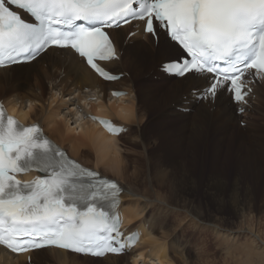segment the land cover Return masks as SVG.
<instances>
[{"label": "bare ground", "instance_id": "1", "mask_svg": "<svg viewBox=\"0 0 264 264\" xmlns=\"http://www.w3.org/2000/svg\"><path fill=\"white\" fill-rule=\"evenodd\" d=\"M138 28L137 22H132L110 31L119 52V60L110 68L113 71L116 67V73L126 72L116 82L103 81L60 52L0 69V99L9 114L26 125L39 123L72 158L101 176L117 180L125 189L120 209L126 233H140L138 244L124 255L91 258L51 248L32 252V263L192 264V246L197 245L194 253L201 264H214V245L216 252L225 250L233 264H264V238L252 229L254 219L248 218L252 226L245 229L243 218L246 222L250 205L245 199L241 203L239 197L241 190L254 186L244 184L238 174L231 184L215 173L208 181H201L191 167L198 151L207 145L216 149L230 145L247 165L244 173L264 176V83L253 87L243 114L227 97L215 105L196 102L190 95L196 81L163 73L151 84L137 86L143 76L148 77L149 68L179 54L163 32L157 43ZM129 32L137 34L129 38ZM22 67L27 69L24 78L17 74ZM112 91L124 94L112 96ZM186 109L190 114L184 113ZM90 115L110 118L128 131L111 136ZM242 120L247 121L246 131L237 124ZM150 128L157 130L148 135ZM210 135L214 140L208 144ZM125 137L130 139L128 143ZM204 188L213 191L216 204H225L224 193L232 189L229 203L235 220L222 216L225 205H208ZM157 200L167 203L162 205ZM209 230L214 243L207 239ZM243 234L247 238L240 242ZM46 251L50 256L46 257ZM0 263L28 264L27 255L5 257L0 250Z\"/></svg>", "mask_w": 264, "mask_h": 264}, {"label": "snow or ice", "instance_id": "2", "mask_svg": "<svg viewBox=\"0 0 264 264\" xmlns=\"http://www.w3.org/2000/svg\"><path fill=\"white\" fill-rule=\"evenodd\" d=\"M132 22L157 43L163 32L178 48L160 70L196 81L190 95L198 103L227 97L243 114L253 87L264 83V0H0V69L60 52L103 81H119L123 73L110 68L119 60L110 30ZM99 122L113 134L128 131ZM32 171L42 175L18 178ZM124 191L117 180L72 159L40 125L21 124L0 104L5 257L53 247L92 257L131 251L138 236L121 231Z\"/></svg>", "mask_w": 264, "mask_h": 264}, {"label": "rangeland", "instance_id": "3", "mask_svg": "<svg viewBox=\"0 0 264 264\" xmlns=\"http://www.w3.org/2000/svg\"><path fill=\"white\" fill-rule=\"evenodd\" d=\"M129 33H131V32H129ZM128 37L131 38L133 36L128 35ZM144 44H147V42L144 41ZM125 50L127 51L128 49L125 48L124 51ZM176 56H173V58H175ZM162 61L155 64L152 68H149L150 72H149V74H147L148 77L143 76V79L139 80V82L137 83V86H139V84L149 85L154 80L161 78L163 72L160 70V64ZM119 63L122 64L123 63L122 60L119 61ZM115 68L116 67L112 68L113 71L118 72V69H115ZM26 70H27L26 68H23L21 70H17V74L24 78L26 76ZM123 73L126 74V72H124V71H123ZM168 79L170 81L172 80V78H170V77H168ZM180 111H182V110H180ZM184 113L190 114L188 109H186V111H184ZM210 121H211V119H209V122ZM237 124L239 126H241L244 129V131L247 130L246 129L247 121L242 120V121L238 122ZM156 130L157 129L152 130V128H150L148 131V135L153 134L154 132H156ZM125 133H127V132H125ZM124 140L127 141V143H128L130 139H127V137H125ZM206 140H207V143L209 141H210V143H212L211 140H214V136H212V135L207 136ZM210 143H208V144H210ZM207 146L208 147L204 148V150H202L201 152L198 151L196 159H195L196 161L192 162L191 167L193 169V173L196 176H198L201 181H205V180L208 181L209 175L212 173L213 174L214 173L220 174L223 178L227 179L230 182V184H231V182H233L234 176L236 174H238V175H240V178L242 179V181H245L244 184H248V183L252 184L254 187L249 188V190L243 189L239 192L240 202L244 203V199H245L248 202V206L250 205L249 207H251V208L248 207L249 209L248 208L246 209V212H245V215L247 216L246 222L244 221L245 217L243 218L244 227L246 229V227L252 226V223H253L252 229L254 227L255 231L259 232L261 234V236H263V238H264V176H260V178H258L254 175H249V174L244 173L243 171H245V172L248 171V169L246 168L247 165H245L244 162H242V159L240 158V152H238L237 150H234L235 148L233 146L229 145L230 148H228L226 146H224V147L222 146V147H219L217 149L210 146V145H207ZM124 148H126V147H124ZM205 149H207L206 152H205ZM198 157L201 159H199ZM202 189L203 188H200L199 194H202ZM205 191H206L207 199L209 201L208 205H222V206L225 205L224 209L221 213L222 216H224L227 221L235 220L233 210H232L231 205L229 203L230 200H232L231 199L232 189H228L224 193L223 197L226 201L225 204H223V203L222 204L221 203L216 204V201L213 199V196L211 194V192H213V191L207 190V189H205ZM250 197H252V198H250ZM248 218L250 220L254 219V222L251 221L252 223L251 222L248 223L249 222ZM193 226H194L193 224L190 225V227H193ZM208 232L209 233H208L207 239L212 243L216 242L215 237L212 235L211 230H209ZM246 238H247L246 234H243L241 236L242 240L240 239V242H245ZM196 249H198L197 245L192 246V253L193 254H191L190 259H192V261H191L192 264H201V261L197 259V255L195 254L197 251ZM211 251L213 253V256H211V258H214V261L212 263H214V264H233V263H231L232 262L231 260H228V258H227L228 255L226 254L225 250L216 252L217 251L216 246L213 245L211 248ZM45 255H46V257L50 256L48 251L45 252ZM36 264H42V260L36 261Z\"/></svg>", "mask_w": 264, "mask_h": 264}]
</instances>
